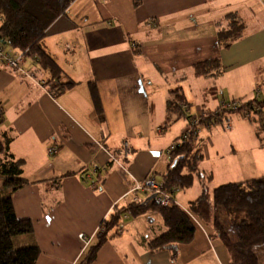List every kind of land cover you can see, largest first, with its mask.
I'll use <instances>...</instances> for the list:
<instances>
[{
	"label": "crops",
	"instance_id": "1",
	"mask_svg": "<svg viewBox=\"0 0 264 264\" xmlns=\"http://www.w3.org/2000/svg\"><path fill=\"white\" fill-rule=\"evenodd\" d=\"M228 15L244 30L226 47L218 33L228 29ZM49 32L43 47L61 71L59 84L73 85L54 98L44 86L52 76L35 62L23 64L35 71L33 82L0 62V135L11 138L10 152L23 161L28 182L13 203L17 217L32 222L33 233L16 238V245H36V264H75L85 246L79 235H94L116 204L150 195L133 193L134 182L150 175L160 182L167 172L168 150L189 122L167 113L172 92L180 88L192 117L264 96V0H75ZM213 59L221 61V76L194 75L195 64ZM258 128L241 114L199 127V146L206 148L199 171L210 178L209 193L217 179L264 177V128ZM51 141L60 148L52 157ZM102 142L110 153L127 143L131 154L122 169L110 163ZM91 167L103 172L97 191L81 179ZM201 192L199 179L176 192L178 210L188 211ZM176 212L167 222L157 211L125 215L92 264L229 263L213 231L199 223L190 243L160 247Z\"/></svg>",
	"mask_w": 264,
	"mask_h": 264
},
{
	"label": "trees",
	"instance_id": "2",
	"mask_svg": "<svg viewBox=\"0 0 264 264\" xmlns=\"http://www.w3.org/2000/svg\"><path fill=\"white\" fill-rule=\"evenodd\" d=\"M75 0H0V43H7L9 48L19 51L22 65L25 61L35 62L39 70L48 72L55 81L51 88V96H61L73 84L70 81L59 84L61 71L55 61L46 53L43 39L50 34L52 24L65 14ZM228 29L218 33L219 41L228 47L241 37L243 23L235 16L226 17ZM197 77H219L224 73L220 59L197 63L193 66ZM51 82V81H49ZM50 90V89H49ZM96 111L102 119L103 111L99 99L94 96ZM188 103L178 90L172 92L167 101V113L186 119L189 122L199 118L196 128L222 124L230 115L241 114L258 124V131L264 128V98L257 97L242 104H233L231 109L220 108L210 115L199 114L197 117L187 115L182 107ZM235 105V106H234ZM256 117L254 120L253 118ZM226 120V121H225ZM1 110H0V127ZM198 132V131H197ZM182 136H186L182 141ZM11 138L0 135V264H36L40 251L36 245L19 247L15 239L20 236L32 235L33 225L30 220L19 219L15 213L14 195L27 185L23 178V161L17 160L10 152ZM175 148L169 155L170 164L160 182L162 191L171 197L180 191L189 189L195 180L202 186L201 195L189 204L187 213L179 211L176 206L161 207L152 199L132 201L128 204H116L108 218L100 223L96 231L95 245L80 256L75 264H92L99 248L107 241L113 231L117 234L123 216L138 217L150 211H157L169 220V214L178 213L172 231L161 245L177 250L180 246L193 241L197 225H210L214 236L229 255L228 264H264V177L251 179L241 183L220 185L209 193V177L199 171V163L203 156L198 148L197 133L189 126L175 141ZM101 148H107L104 142ZM60 149V148H59ZM107 150V149H106ZM109 156H119L117 152H108ZM129 157V156H128ZM127 158L120 157L119 163L109 158L112 165L123 168ZM84 171L81 179L98 189L103 185V172ZM197 177V178H196ZM171 211V212H170ZM175 213V214H176ZM194 217L195 221L191 218Z\"/></svg>",
	"mask_w": 264,
	"mask_h": 264
},
{
	"label": "rangeland",
	"instance_id": "3",
	"mask_svg": "<svg viewBox=\"0 0 264 264\" xmlns=\"http://www.w3.org/2000/svg\"><path fill=\"white\" fill-rule=\"evenodd\" d=\"M0 49H2L3 50V52L4 53H11V51H17V50H13V49H11V48H9V46H8V44L7 43H5V45H3L2 43H0ZM19 52V51H18ZM10 55V54H9ZM12 56V55H11ZM17 56V55H16ZM16 56H13V57H15L16 58ZM21 61H22V58H21ZM0 62L1 63H3V64H7L5 61H4V59L2 58V57H0ZM7 66V65H6ZM8 67V66H7ZM18 67L22 70V74H23V76H20V77H22V78H24V79H27V76L26 75H28V78L30 79L29 81H35L36 80V76H35V74L36 73H34L33 71H28V70H26L25 68H24V66L22 65V62L18 65ZM12 72H13V74H15V75H17L16 73H15V70L16 69H14L11 65L8 67ZM29 73H30V75H29ZM31 74H32V76H31ZM18 76V75H17ZM46 82V81H45ZM44 83V82H43ZM55 84V80L53 79V80H51V82H46L45 83V88H47L48 89V91H49V93H50V95H52L51 94V90H53V88H51L52 87V85H54ZM50 89V90H49ZM180 88H177L176 90H178V93H179V90ZM264 96H262V98H263ZM227 108V107H226ZM182 110H184V111H186V114L188 115H191L190 113H189V110H188V107H187V109H186V107H182ZM188 126L190 127V128H194V133L196 134L197 133V131H198V129L196 128V125H194L192 122H188ZM186 137V136H185ZM185 137L184 136H182V141H184V139H185ZM127 144V143H126ZM174 145V146H173ZM172 146L173 147H170V148H175V146H176V144H173ZM198 145H199V141H198ZM124 146V145H123ZM50 148H52L53 150H54V152H52L51 154H50V151H49V149ZM129 148V147H128ZM199 149H200V151H201V154H202V156H203V158H204V160L206 159V148H204V147H202V148H200V146L198 147ZM122 149V148H121ZM129 150V155L131 154V149L129 148L128 149ZM47 152H48V154H49V156H55L58 152H59V146H58V144H57V141H51V143L49 144V147H48V149H47ZM171 152L172 151H170L169 152V155L171 154ZM167 155H168V153H167ZM84 171H96V169L95 168H93V169H85V170H83V172ZM233 179V178H232ZM232 179H227V180H222V179H217L214 183H212L211 184V186H210V188H211V191L212 190H214L216 187H218V186H220V185H224V184H228V183H236V182H238L239 180H232ZM234 179H236V178H234ZM246 179H247V177H246ZM151 181V180H153L154 181V183L155 184H157L158 186H162V184H161V182H158V181H156L155 180V177L154 176H152V175H150V176H148L147 178H145L144 180H142V181H139L140 182V184H145L144 182H148V181ZM139 182H134V186H135V184L136 183H139ZM196 184H197V182H196ZM0 186H1V182H0ZM99 188H101V187H99ZM98 188V189H99ZM97 189V190H98ZM93 190H96V189H93ZM96 190V191H97ZM139 191H145V193H149L150 195L148 196V197H146V199H152V200H154L155 202H156V200H157V198H158V196H155V192L153 191V189H151L150 187H142L141 188V190H136V189H133V193H138ZM171 197V196H170ZM133 201H137L138 200V197L137 196H134L133 197V199H132ZM171 202H173L175 205H177V203L175 202V200H174V196H172L171 197ZM139 202V201H138ZM159 205V204H158ZM161 207H163L162 205H160ZM124 217V216H123ZM194 221H195V218L194 217H191ZM196 222V221H195ZM203 225V224H202ZM203 226H205L206 228H210L211 229V226L210 225H203ZM212 230V229H211ZM97 234H98V231H96L95 232V234L94 235H92V236H90V237H87V236H85L84 234H80L79 235V239L80 240H82V241H85V246H84V248H83V254L85 253V252H87V250L91 247V246H93V245H95V243H96V236H97ZM84 236V239H81L80 238V236ZM16 240V239H15ZM93 240H95V242L93 243ZM15 245H16V242H15ZM17 246V245H16Z\"/></svg>",
	"mask_w": 264,
	"mask_h": 264
},
{
	"label": "built area",
	"instance_id": "4",
	"mask_svg": "<svg viewBox=\"0 0 264 264\" xmlns=\"http://www.w3.org/2000/svg\"><path fill=\"white\" fill-rule=\"evenodd\" d=\"M0 57H2L4 59V61L7 63L6 65L9 67L10 65L16 69L15 70V73L18 75V76H23L22 74V70L18 67V65L21 63V55H18L15 57H12L10 56L8 53H4L2 49H0ZM30 75V73H29ZM28 76V75H26ZM32 76V74H31ZM199 122V118L194 120L192 123L194 125H197ZM190 128V127H189ZM226 128H230V125L227 124ZM191 130H194V128H190ZM124 145V146H123ZM122 145V149L121 151L119 152V156H110L111 160L115 163H119L120 161V157L122 158H127L129 156V146L126 144V143H123ZM174 146V145H173ZM171 146V147H173ZM100 147V145H99ZM101 150H103L104 152H106V154L109 156V153L108 151L105 149V148H101ZM174 148H170L168 150V152L172 151ZM50 151V154L52 152H54V150L52 148L49 149ZM94 166V165H92ZM145 184H140L139 183H136L135 186H134V189L136 190H141L142 187H150L151 189H153V191L155 192V196H158L157 200H156V203L159 204V205H162L163 207H168V208H171L173 206H176L173 202H171V197L169 194L165 193L162 191V186H158L157 184L154 183L153 180H149L148 182H144ZM81 239H84V236H80ZM85 243V241H84ZM86 244V243H85Z\"/></svg>",
	"mask_w": 264,
	"mask_h": 264
},
{
	"label": "bare ground",
	"instance_id": "5",
	"mask_svg": "<svg viewBox=\"0 0 264 264\" xmlns=\"http://www.w3.org/2000/svg\"><path fill=\"white\" fill-rule=\"evenodd\" d=\"M177 207V206H176ZM178 208V207H177ZM183 212H185V211H183ZM185 213H187V211L185 212Z\"/></svg>",
	"mask_w": 264,
	"mask_h": 264
}]
</instances>
